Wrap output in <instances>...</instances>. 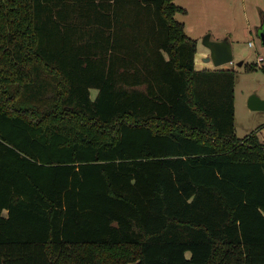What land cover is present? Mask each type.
Here are the masks:
<instances>
[{"label":"trees","instance_id":"16d2710c","mask_svg":"<svg viewBox=\"0 0 264 264\" xmlns=\"http://www.w3.org/2000/svg\"><path fill=\"white\" fill-rule=\"evenodd\" d=\"M177 12L0 0V264H264V143Z\"/></svg>","mask_w":264,"mask_h":264},{"label":"rangeland","instance_id":"374dc122","mask_svg":"<svg viewBox=\"0 0 264 264\" xmlns=\"http://www.w3.org/2000/svg\"><path fill=\"white\" fill-rule=\"evenodd\" d=\"M174 1L187 9L186 13L177 12L176 18L185 23L186 33L197 39L199 55L202 51H209V40L226 41L231 46L232 62L215 66L214 61L207 59L210 55L207 54L201 67H233L238 71L237 134L245 137L255 133L262 141L264 110L251 109L248 99L252 94L264 98V44L261 35L264 32V0ZM259 56H263V60L258 61ZM252 64L256 67L250 70L248 66ZM97 92V89H92V96L95 97Z\"/></svg>","mask_w":264,"mask_h":264},{"label":"water","instance_id":"95a60500","mask_svg":"<svg viewBox=\"0 0 264 264\" xmlns=\"http://www.w3.org/2000/svg\"><path fill=\"white\" fill-rule=\"evenodd\" d=\"M262 42L264 44V32H262ZM207 45L211 51L208 60L214 61L215 66H221L232 62L234 59L233 50L229 43L221 40H209ZM248 105L253 110H264V98L257 94H252L248 99Z\"/></svg>","mask_w":264,"mask_h":264},{"label":"crops","instance_id":"0c3cea01","mask_svg":"<svg viewBox=\"0 0 264 264\" xmlns=\"http://www.w3.org/2000/svg\"><path fill=\"white\" fill-rule=\"evenodd\" d=\"M210 53H211L210 49H209V51H205V52L202 51L200 55H199L198 52H197L198 55H196V66H197L198 69L210 68V67H206V66H202V67H201V65L203 64V63H202L203 57H204L205 55H207V54H210ZM205 60H206V59H205ZM211 68H217V67H211ZM236 86H237V84H236ZM235 93H236V89H235ZM96 94H97V93H96ZM235 104H236V101H235ZM236 129H237V107H236ZM238 136H239V135H238ZM261 140H262V142L264 143V134L262 135Z\"/></svg>","mask_w":264,"mask_h":264},{"label":"built area","instance_id":"2783aa9c","mask_svg":"<svg viewBox=\"0 0 264 264\" xmlns=\"http://www.w3.org/2000/svg\"><path fill=\"white\" fill-rule=\"evenodd\" d=\"M250 44H253V43L250 42ZM261 60H263V56H259L258 61H261Z\"/></svg>","mask_w":264,"mask_h":264}]
</instances>
